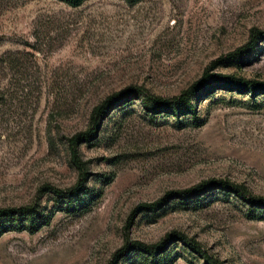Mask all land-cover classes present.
<instances>
[{"label":"rangeland","instance_id":"1","mask_svg":"<svg viewBox=\"0 0 264 264\" xmlns=\"http://www.w3.org/2000/svg\"><path fill=\"white\" fill-rule=\"evenodd\" d=\"M205 72L264 84V0H0V208L53 213L4 234L0 264H132L118 251L134 242H164L156 259L172 264H264V219L236 197H167L211 179L264 196V91L211 77L195 116L135 99L91 122L124 89L170 99ZM90 129L77 149L89 196L68 208L53 191L77 183L68 140Z\"/></svg>","mask_w":264,"mask_h":264},{"label":"trees","instance_id":"2","mask_svg":"<svg viewBox=\"0 0 264 264\" xmlns=\"http://www.w3.org/2000/svg\"><path fill=\"white\" fill-rule=\"evenodd\" d=\"M69 7L77 8L82 5L86 0H58ZM251 43L239 48L234 53L228 55L233 63H239L243 54H247L249 48L252 47ZM215 82L221 86H229L236 88L238 91H246L254 93L256 91H264V84H257L253 81H247L244 79H237L234 76H222L216 75ZM208 72H205L203 78L183 91L180 95L170 98L162 99L149 95L146 91L137 88L130 87L124 89L112 96L105 99L99 106H97L91 115V122L93 125L97 124L99 118H101L108 109L120 103H127L131 100H141L143 108L146 112L152 114H158L161 112L170 113L174 117H178L181 114H188L195 116V104L192 102L195 97L207 84H209ZM94 137L93 129L88 130L85 133H79L71 137L69 142V150L71 154V163L79 173V179L77 183L67 189L66 191L54 190L53 193L59 202L65 203L68 208H77L85 203L88 198V189L85 185L86 169L81 163L78 155V145L81 143H89ZM220 192L225 195H232L236 197L248 210V218L251 220L264 219V196L255 195L246 186L242 184H235L226 180L211 179L209 181L202 182L196 185L194 188L169 192L167 197L179 198L183 202H189L192 199H196L202 194L209 192ZM165 200H160L154 204H147L144 207L148 209H159ZM53 213L49 215L43 212L37 211L34 207H20V208H0V238L10 232H23L29 233L36 232L42 226L49 224ZM180 240H184L181 236ZM163 243H159L154 246L144 245L142 243L134 242L129 246L118 251V254H122L126 260H132V264H172L173 260L168 261L169 255L156 259L157 253L163 247ZM193 250L200 253V250L193 246ZM132 249L134 253L132 256H128ZM201 254V253H200ZM213 264V263H212Z\"/></svg>","mask_w":264,"mask_h":264}]
</instances>
